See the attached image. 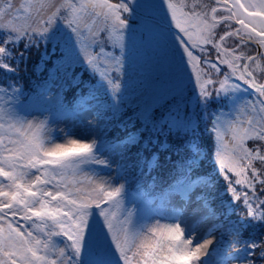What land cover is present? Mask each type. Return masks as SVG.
I'll use <instances>...</instances> for the list:
<instances>
[{"label":"snow or ice","instance_id":"1","mask_svg":"<svg viewBox=\"0 0 264 264\" xmlns=\"http://www.w3.org/2000/svg\"><path fill=\"white\" fill-rule=\"evenodd\" d=\"M212 3L25 0L15 8L13 0H0V177L7 181L0 183V264H86L85 251L96 254L101 243L106 245L103 253L111 256L106 264H213L212 258L219 252L216 245L225 244L234 253H225L221 264H264V232L260 239L251 233L244 236L250 226L264 229V83L256 82L252 69L255 64L264 74V52L257 58L249 49L252 41L264 48V0H214L219 7ZM14 8L29 15L16 16ZM144 8L150 11H142ZM90 17H103L105 26L90 27ZM20 19L24 22L18 23ZM133 20L138 26L151 25L165 36L177 67L184 74L190 70V79L194 77L200 101L207 104L224 98L233 104V118H227L230 113L225 111L212 113L209 131L215 135V163L225 182L228 205L234 209L238 204L246 219L233 221L231 216L236 213L229 212L223 200L218 208L213 206L216 184L199 171L201 147L196 129L183 134L181 147L189 155L176 168L173 179L160 186V195L175 202L180 211L171 222L149 225L138 222L135 210L124 206L125 183L113 187L103 180L87 193L77 187L80 174L89 185L96 179L81 165L110 166L109 159L98 155L102 153L96 140L55 142L46 120H29L17 111L23 91L13 77L40 41L63 50L60 61L51 68L45 67L43 57L34 68V72H47L42 83L45 91L55 89L59 99L60 93L71 90V105L98 121L93 101L100 103L99 89L93 87L87 96L80 91L82 74L75 72V66L82 63L104 89L109 104L118 108L125 48L129 34L136 30ZM241 91L248 97L241 100L237 95ZM171 104H149L119 117L113 114L120 122L127 116L131 125V130L124 128L126 135L113 149H121L119 155L127 161H132L133 149L139 156L150 152L154 144H161L166 152L163 143L167 141L161 142L157 129L171 133ZM85 122L91 125V120ZM222 129L230 133L228 144L221 136ZM159 160V152H152L143 157V164L152 169ZM137 167L133 163L127 173L134 175ZM151 183L155 188V180ZM102 203L107 207L102 208ZM94 209L103 217V236L94 227ZM205 225L204 235L198 236L197 229ZM217 233L215 242L207 238ZM60 236L69 243L57 244L54 237Z\"/></svg>","mask_w":264,"mask_h":264},{"label":"rangeland","instance_id":"2","mask_svg":"<svg viewBox=\"0 0 264 264\" xmlns=\"http://www.w3.org/2000/svg\"><path fill=\"white\" fill-rule=\"evenodd\" d=\"M24 2L25 0H13L15 8H20V6L24 4ZM110 2L115 3L118 2V0H110ZM138 2L147 5L151 2V0H138ZM176 2L179 3L180 0H176ZM15 8L13 9V11L16 16L26 17L29 15L27 13H24L22 9L20 12H15ZM142 11L148 12L150 10L144 8L142 9ZM8 18L9 17H6V20ZM17 22L23 23L24 21L23 19H20ZM135 23L136 21L133 20V27L136 30L129 34L128 48L126 46L124 53V69L121 78L123 85L122 103H120L117 108L111 106L108 102V99L106 104H103L101 102L102 100H99L100 103L98 105L96 101H93V105L96 106L97 113L101 112L106 108L105 111L108 112L111 116L115 114V116L119 117L121 113H128L132 109L143 108L149 104L152 106H156L157 104L164 105L166 102H171L172 104L170 108V113L172 121V130L171 133H169L168 129H164L163 131L157 129V131H159L161 141H163L167 137L174 136L176 138H179L178 136H181L185 132H189L192 129H196L195 134L199 140L201 138L200 142L208 140L206 142L208 144L210 141L208 135H213V137H211V140L212 142H215V135L211 134L209 131L211 128L210 121L213 119L212 113L225 111L230 113L227 118H233L235 113L231 111V108L233 107L231 101L226 100L224 98L212 99L208 101L207 104L200 101L197 94L198 88L194 90V85L192 82L194 77L190 79V70L184 74L177 67V64L170 52V48L165 36L157 31H154L151 25L138 26V22L137 24ZM87 24L90 27L94 28H103L105 26L103 17H90L87 19ZM61 27L63 28L64 26L61 25ZM64 30L69 31L66 28H64ZM125 40L127 45V34L125 35ZM252 42L257 48L258 44L256 43V41ZM229 44H232V41ZM252 50V53H254L255 48ZM62 51V48L54 47L50 42L40 41L37 47L32 48L27 53V55L29 58L31 56L37 55V52H41L42 54L45 52L46 58H50L52 60L55 59V64L60 61ZM262 52H264V48H262ZM253 56L255 55L253 54ZM214 57L215 54H213V58ZM28 62L29 61L27 60L26 64L20 63L19 71L25 70V68L28 67ZM249 63L252 62L249 61ZM252 69L254 71L259 70L256 68L255 64H252ZM75 72L77 74L85 73L87 76L95 80V78L88 73L87 69L82 63H78L75 66ZM254 74L256 75V77H259L261 75L260 71H257V73ZM257 83H264V77H261L260 82ZM93 87L99 89L98 92L101 95L106 96L104 89L100 86L99 83H96ZM216 87H218V85H216ZM248 94H246L244 91H241L237 95L242 100L243 98H247ZM55 96L56 90L53 89L50 92V100L54 103L57 100ZM252 98H255V94H253ZM18 112L29 120L47 121L45 115H43V113L39 111H31L24 113L21 111ZM86 120H91V125L86 123ZM108 120L109 119L106 117L101 118L99 116V120L97 121L96 119L92 118L91 113H86L85 111L78 108L77 115H69L68 117L58 121H47V124L48 127L51 129V136L53 140L58 143L66 142V140L69 138H82L85 140L97 141L98 139L103 137L104 133H107L106 129H110L111 131L116 126L120 128L117 130H122V133L125 132L124 128L126 127V125L107 124ZM127 127L129 130L131 129V125ZM65 133L71 135L65 136ZM221 136L225 138L224 143L228 144V141L230 139V133L226 134V130L222 129ZM12 138L15 137L13 136ZM5 143H7V139L5 140ZM120 151L121 149L118 148H110L107 151L102 152V154H98L100 155L101 159H109L110 166L105 167L94 164L89 165L90 169L84 171L95 176L96 179L94 180L92 185H89L87 183V178L83 174H80L78 176V180L81 183L77 184V187L84 188L85 193H87L91 191L92 187L96 183H99L103 180L110 181L113 187H118L120 183H124V179L117 171L121 159V156L119 155ZM224 151L225 153H227L228 149L225 148ZM208 159L213 166L212 170H215L216 174H218V166L215 163V152H212L211 156L208 155ZM0 183H7V181L0 177ZM159 209L167 211L172 216H169L167 217V219H164V217H161L156 213L146 212L142 215V218L139 222L153 225L156 223V221H160L161 224H165L171 222L172 217H174L180 211L177 208L176 203L170 201L169 199H167L164 205L161 206ZM242 212L244 213L243 208ZM185 219H187L189 223L192 222L190 217H186ZM206 227L207 225L199 227L197 229V235L203 236L204 229ZM218 235L219 233L213 236H209L207 238L212 239L215 242ZM59 245L63 246V244ZM217 246L218 245H216V247ZM227 252L234 253V249L224 252V255L217 263H214V261H216V258H214L213 256V264H221V262H224L226 259L225 253Z\"/></svg>","mask_w":264,"mask_h":264},{"label":"trees","instance_id":"3","mask_svg":"<svg viewBox=\"0 0 264 264\" xmlns=\"http://www.w3.org/2000/svg\"><path fill=\"white\" fill-rule=\"evenodd\" d=\"M42 57L44 60L47 61L45 67L51 68L55 62L54 61L55 59L52 60L50 58H46L45 52L43 54L41 52H37V55L28 58L29 61L28 67L25 68V70L19 71L18 75L13 77V81H15L16 85L20 87L23 91V95L21 96L22 103L19 106H17V111H21L23 113L31 112V111H39L43 113V115H45V118L47 119L48 122L58 121L68 117L69 115L71 116L77 115L78 108L71 105V101L73 100V93L71 90H69L67 93H63V92L60 93L59 99H57L56 102L54 103L50 100V92L52 90L45 91V89L42 87L43 78L47 76V72H43V73H40L39 71L34 72L35 66L38 63H40ZM220 67L224 68L225 66L220 65ZM262 77H264V75ZM82 79H83V83L80 84V91H82V93L85 96H87L89 90L96 84V81L93 80V78L87 76L85 73L82 74ZM256 82H260V80ZM65 95L67 96V103L64 102ZM97 95L99 97V100H102L101 102L103 104L107 103L106 96L101 95L99 92L97 93ZM41 97H43V99H41ZM105 110L106 108L98 113L101 118L106 117L109 119L107 124H112V125L123 124L126 126L130 125L126 121L127 116H124L123 122H120L119 120H114L110 114L105 116L104 115V113L106 112ZM117 129L120 128L116 126L111 131L110 129H106L107 133H104L103 137L97 140L98 146L101 147V153L107 149L113 148L115 142L119 138L126 135L125 132L122 133V130L119 131ZM208 136L210 140L208 144L206 143L208 140H205L204 142L202 141L200 142L201 138L199 140L196 137L197 142L201 147V157H200L201 163H199L198 168L201 173H207L208 176L212 178L213 183L216 184V188L213 190L215 193V201L213 203V206L218 208L219 204L221 203V200H223L225 205L228 206L229 212L234 211L236 213L231 216V219L233 221L238 220L241 217H244L246 219L245 213L242 212V208L238 204L235 206L234 209L231 205H228V196L224 192L225 182L220 175L216 174L215 170H212L213 166L208 159V155L211 156L212 152H215L216 149L215 142H212L211 140V137H213V135L211 136L208 135ZM178 137L179 138H176L174 136L167 137L166 139L163 140V141H167V143H163V147L167 149L166 152L161 150V144L160 145L154 144L150 152H146V153L142 152L141 155L139 156L136 154V149H133L132 161H127L126 159L121 157L118 166V172L121 174L122 178L124 179V183L126 186L125 192L123 194V199L125 202L124 206L126 208L134 209L131 207L133 200L136 201L134 205L142 201V199H138L137 197L134 198L133 196L134 192L142 195L144 197L143 199L149 198L155 200L157 204H161L164 202L166 197H162L160 195V186L168 183L170 180L173 179V177L176 175V168L179 165H181V163L189 155L188 151L185 148L181 147L184 141V135L182 134L181 136ZM152 152H159L160 160L154 168L149 169L147 168L146 165L143 164V157L145 155H151ZM133 163H137L138 167L134 170L135 174L130 175L127 173V169L131 168ZM80 167L83 170L90 169L89 165H81ZM141 168L144 169L143 174H141ZM149 172L151 173V175H149ZM152 180H155L156 182L155 188H153L152 186L151 183ZM101 207L102 208L107 207V205L102 203ZM94 211L97 213V215L95 216V220L93 222L94 227L101 234V236H103L104 235L103 226H102L103 217H100L98 215L99 209H94ZM261 232H264V229H259L250 226L248 230L244 233V236L245 238H247L251 233L257 239H260ZM54 240L56 241L57 244L64 245L66 243H69V241H67V239L63 236L54 237ZM240 246L242 245H237V247ZM103 247H106V245H103V243L98 245V252L96 254H90L86 250L84 253V259L86 261V264H106V262L111 259V256L105 255L103 253L102 251ZM217 248L219 249V252L214 256V258H216V261H214V263H217L222 258L224 252L233 249L227 247L226 244L224 247L218 245Z\"/></svg>","mask_w":264,"mask_h":264},{"label":"flooded vegetation","instance_id":"4","mask_svg":"<svg viewBox=\"0 0 264 264\" xmlns=\"http://www.w3.org/2000/svg\"><path fill=\"white\" fill-rule=\"evenodd\" d=\"M212 6H217V7H219V5H216L215 3H214V0H213V3H212ZM222 10V9H221ZM235 27H239L238 25H236ZM232 40H229L228 41V44L231 42ZM229 45H231V44H229ZM255 48V51H254V53H252L253 52V50L252 49H254ZM249 49H251V54L253 55H255L257 58H258V56H257V54L258 53H260V52H262V48L261 47H259V46H257V48H256V46H254V43L253 42H251L250 44H249ZM237 54H239V52H237ZM254 57V56H253ZM257 71H259V70H255L254 71V73H257ZM255 75V74H254ZM264 74H261L259 77H256L257 79H256V81H258V80H260V78L263 76ZM256 76V75H255ZM248 92H249V94H253V90L252 89H249L248 90Z\"/></svg>","mask_w":264,"mask_h":264},{"label":"water","instance_id":"5","mask_svg":"<svg viewBox=\"0 0 264 264\" xmlns=\"http://www.w3.org/2000/svg\"><path fill=\"white\" fill-rule=\"evenodd\" d=\"M254 57H256V56H254ZM247 63H249V61Z\"/></svg>","mask_w":264,"mask_h":264}]
</instances>
